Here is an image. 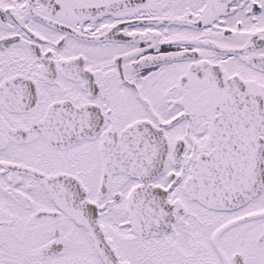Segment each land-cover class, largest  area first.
I'll use <instances>...</instances> for the list:
<instances>
[{
	"label": "snow or ice",
	"instance_id": "snow-or-ice-1",
	"mask_svg": "<svg viewBox=\"0 0 264 264\" xmlns=\"http://www.w3.org/2000/svg\"><path fill=\"white\" fill-rule=\"evenodd\" d=\"M0 264H264V0H0Z\"/></svg>",
	"mask_w": 264,
	"mask_h": 264
}]
</instances>
